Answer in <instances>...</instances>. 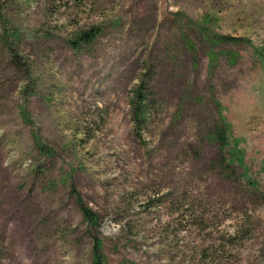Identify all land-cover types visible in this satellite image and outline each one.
Returning a JSON list of instances; mask_svg holds the SVG:
<instances>
[{
	"label": "rangeland",
	"instance_id": "374dc122",
	"mask_svg": "<svg viewBox=\"0 0 264 264\" xmlns=\"http://www.w3.org/2000/svg\"><path fill=\"white\" fill-rule=\"evenodd\" d=\"M97 261L264 264V0H0V264Z\"/></svg>",
	"mask_w": 264,
	"mask_h": 264
},
{
	"label": "trees",
	"instance_id": "16d2710c",
	"mask_svg": "<svg viewBox=\"0 0 264 264\" xmlns=\"http://www.w3.org/2000/svg\"><path fill=\"white\" fill-rule=\"evenodd\" d=\"M98 34L99 31L95 28H90L87 31L79 32L77 35L74 36L73 40H70V46L74 50H82L87 45L92 44ZM145 78H147V74L140 76L137 83L131 90L128 99V104L132 112L133 133L134 136L140 141H145L144 135L148 129L151 120H153V118L159 115L158 105L155 100L154 93L150 88L149 84L145 82ZM214 137L215 139L220 141L221 148L224 147V137L221 136V134L219 133ZM36 144L37 146L39 145L37 141ZM237 161L240 165H242L243 159L241 156L237 158ZM79 205L81 207L84 219L89 223L95 224L97 222V218L93 214V212L89 208L84 206L82 203H80ZM99 246L100 242L96 239L94 243L95 250H97Z\"/></svg>",
	"mask_w": 264,
	"mask_h": 264
}]
</instances>
